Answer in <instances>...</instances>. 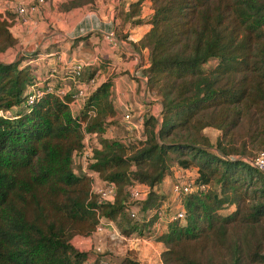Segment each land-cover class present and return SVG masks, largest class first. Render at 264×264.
Masks as SVG:
<instances>
[{"label": "trees", "instance_id": "16d2710c", "mask_svg": "<svg viewBox=\"0 0 264 264\" xmlns=\"http://www.w3.org/2000/svg\"><path fill=\"white\" fill-rule=\"evenodd\" d=\"M143 1H131L127 15ZM147 1L150 26L132 44L147 49L144 81L160 109L144 118L143 138L129 152L105 134L115 114L108 79L72 115L70 92L26 102L36 79L22 61L32 53L0 59V110H10L0 114V264H101L71 237L90 234L98 217L122 234L140 233L166 198L156 190L162 178L171 172L172 181L176 169L191 167L197 187L180 195L183 216L152 235L162 244L157 264H264V180L249 161L264 151V0ZM92 2L66 0L62 7ZM0 18L2 52L15 37ZM209 59L215 63L205 68ZM206 126L218 131L213 139L202 131ZM84 133L96 134L87 167L113 184L112 201L98 200L90 178L72 167ZM132 181L148 187L136 201L148 218L122 227ZM228 205L230 211L219 212ZM166 207L165 215L175 210ZM117 264L138 263L126 254Z\"/></svg>", "mask_w": 264, "mask_h": 264}, {"label": "crops", "instance_id": "0c3cea01", "mask_svg": "<svg viewBox=\"0 0 264 264\" xmlns=\"http://www.w3.org/2000/svg\"><path fill=\"white\" fill-rule=\"evenodd\" d=\"M2 1L5 7L6 0H0ZM63 1L66 0H46L35 12L28 13L24 21L18 19L9 8H4L5 12L9 9L12 14L6 17L4 12H0L8 20L7 28L15 37V44L2 51L0 59L14 46L13 51L18 54L32 53L29 61L36 64L33 70L36 81L42 83L49 80L56 86L70 83L67 64L71 60H81L85 63L82 74L89 71L91 74L88 75L95 74L98 83L105 79L111 82L109 88L115 110L114 121L124 125L122 114L130 113L131 131H127L124 125V133L120 129L119 135L131 134V139H139L142 136L144 118L148 114L157 117L160 109L158 96L146 88L144 81L142 69L147 65V49L132 44L139 41L150 26L145 20L148 17V1L144 0L140 11L130 17L126 11L133 0H93L92 3L66 10L54 7L55 2L59 4ZM135 17L142 20L133 23ZM50 29L51 32L44 37V32ZM35 47L38 49L35 50ZM14 55L13 52L9 53L8 60L4 61L13 60ZM79 106L77 103L71 104L76 112ZM107 130L105 134L110 133ZM90 143L94 144V139L91 138ZM190 169L192 173H196L194 167ZM171 178V172L167 173L156 187L157 192L165 194V205L172 197ZM163 206L162 203L161 207ZM165 221V215L156 217L151 227L159 226L157 230L161 232ZM134 233L136 232L129 234L133 238L120 239L105 228L100 233L91 232L78 238V245L83 247L77 248L90 252L88 260L95 256L93 246L99 244L111 251V258L108 254L104 255L110 258V264H117L119 258L126 254L134 257L138 264L159 263L161 242L153 239V233L150 234L151 237L148 234Z\"/></svg>", "mask_w": 264, "mask_h": 264}, {"label": "built area", "instance_id": "2783aa9c", "mask_svg": "<svg viewBox=\"0 0 264 264\" xmlns=\"http://www.w3.org/2000/svg\"><path fill=\"white\" fill-rule=\"evenodd\" d=\"M45 1L46 0H29L26 2L25 0H6L5 4L18 19L24 21L28 13L35 12L39 8V6L45 3ZM84 65L85 63L78 59L69 61L66 70L70 83L66 85H62L55 88L54 83L49 80L42 83L36 81L34 85H28L26 88V102H32L37 96L43 94L44 92H54L58 96H63L65 93L70 92L71 99L68 101V106L72 115L76 114L77 112L73 108H71V104H81L87 97V95L90 93V91L98 84L95 74L87 77H82ZM0 114H10V110H0ZM122 119L124 121L125 129L127 131H131L132 127L130 113L124 112L122 114ZM95 136V133L92 136H89L87 133H84L83 147L80 153L78 154L80 162L78 167L79 169L75 171L78 173H84L90 178V189L97 193L98 200L112 201L114 195L113 184L98 179L96 172L87 167V162L90 160L91 155V141L89 142L88 139H94ZM142 138L143 135L139 139ZM136 140L134 139L133 141L136 142ZM249 161L261 173V176L264 180V151L259 150L255 152L250 157ZM173 178L174 179H172L170 184V191L172 196L171 198L175 201V210L173 213H169L168 215L164 214L163 207H160V209L157 211V217L165 215L167 220H171L173 218H180L183 216L184 212L180 202V195L182 193L191 191L197 187L193 182V174H188L186 170L176 169L174 171ZM147 191L148 187L141 182L132 181L128 185H126L128 203L125 207V211L130 219L140 222L143 219L148 218V211L145 214L141 213L138 210V205L136 203V201L145 197ZM105 228L109 230L113 234V236L120 239H128L134 237L129 234L120 233L112 220L105 219L103 217H98V222L92 232L100 233L104 231ZM92 250L96 256H100L101 264H108V257L104 256L105 253H103V249L99 244L94 245Z\"/></svg>", "mask_w": 264, "mask_h": 264}, {"label": "rangeland", "instance_id": "374dc122", "mask_svg": "<svg viewBox=\"0 0 264 264\" xmlns=\"http://www.w3.org/2000/svg\"><path fill=\"white\" fill-rule=\"evenodd\" d=\"M85 5V4H84ZM148 5V17L150 16V13H151V11H149V9H150V4L148 3L147 4ZM4 6V1H2V2H0V12H4V14L6 15V17L7 16H11L12 14L10 13V11H8L9 9H6V12H5V10H4V8H8L7 6H5V7H3ZM54 7H56V9H60V10H64V8L62 7V2L61 3H57L56 4V2H55V6ZM66 10V9H65ZM150 12V13H149ZM0 17H3L2 15L0 16ZM1 19V18H0ZM6 19V18H5ZM7 20V19H6ZM7 22H8V20H7ZM51 30L52 29H50V30H46L45 32H44V37L45 36H47V35H45V34H48L49 32H51ZM38 47V46H37ZM9 48V47H8ZM7 48V49H8ZM36 48V47H35ZM38 48H36L35 50H37ZM13 50H15V46L13 47V48H11L10 50H8L7 51V53L6 54H4V55H2L1 56V60H8V58H9V56H8V54L9 53H15V55H14V59H16L17 57H20V56H24V55H22V54H18L17 52H15V51H13ZM24 50H26V49H24ZM1 53V52H0ZM28 59V58H27ZM27 59H24L22 62L23 63H26V62H28L30 65H31V67H32V71L33 70H35V68H36V64L35 63H33L32 61H28ZM215 63V59H209L206 63H204L203 64V66L205 67V68H207V67H209V66H212L213 64ZM22 64V63H21ZM34 73V72H33ZM36 73V72H35ZM88 74H91V72H86V73H84V74H82V76L83 77H85V76H87ZM155 90V89H154ZM153 90V91H154ZM155 92V91H154ZM155 95H157L156 94V92H155ZM158 96V95H157ZM114 127H116V128H114ZM114 128V129H113ZM117 128H118V130H117ZM108 129V130H107ZM120 129H122V131H123V133H124V125L123 124H120V123H117V122H113L112 124H110L107 128H106V130L107 131H110V133H106L108 136H114V137H116V138H118L119 140H121L122 142H124V144H125V146H126V150L129 152V151H131V150H133L136 146H138L137 145V142H138V140H136V142L135 141H133L134 139H131V134H128L127 136H124L123 134H121V136L119 135V132H120ZM105 130V131H106ZM202 131L204 132V133H206V134H208L210 137H211V139H213V137L218 133V131L216 130V129H214L213 127H210V126H206V127H204L203 129H202ZM118 132V133H117ZM110 134V135H109ZM124 138V139H123ZM123 140H125V141H123ZM88 141L90 142L91 141V138H89L88 139ZM94 144H96V143H94ZM173 154V153H172ZM172 156V155H171ZM79 164H80V162H79V155H75L74 157H73V164H72V167H73V169L74 170H78L79 168ZM194 172V171H193ZM188 174H194V173H192L191 172V169L188 171ZM208 186H210V187H215V184L211 181L210 183H208ZM165 201V200H164ZM168 204H166L165 205V203L163 202V204H164V206L163 207H165V206H167L166 207V209L167 210H169V211H173L174 209H175V201L174 200H172V198H170L169 200H168V202H167ZM233 208V206L232 205H228V206H224L223 208H221V209H219V212H221V213H227L228 211H230L231 209ZM166 212V211H165ZM156 218V217H155ZM120 222H121V226L122 227H125V226H129V225H131V223L130 222H133V220H131L128 216H127V214H126V211H124V213H122V215H121V218H120ZM148 221H145L143 224H142V231L140 232V234H148V236L149 237H151L150 236V234L151 233H153L154 235H157L158 233H159V231L157 230V229H159V226L157 227H151V225L152 224H148L147 223ZM152 223V222H151ZM161 222H159V224H160ZM120 224V223H119ZM163 224H165V222H163ZM135 235H140V234H137V233H134ZM82 236H86V235H79V234H76V235H74V236H72L71 237V239H70V241H71V243H72V245L75 247V248H77V246H78V248H80L81 249V247H83L82 245H78V243H77V240H78V238H80V237H82ZM96 236V235H95ZM153 237V236H152ZM80 243H82V242H80ZM79 243V244H80ZM90 246L92 247V243L90 244ZM102 247V249H103V253H105V254H108L109 255V257L111 258V256L110 255H112L111 254V251L109 250V249H107V248H105V247H103V245L101 246ZM77 248V249H78ZM107 257V256H106ZM108 257V264H110L109 263V261H110V258ZM82 264H89V262H82Z\"/></svg>", "mask_w": 264, "mask_h": 264}]
</instances>
